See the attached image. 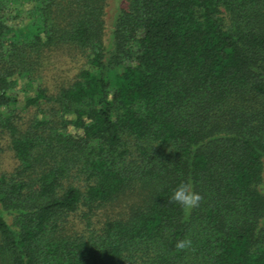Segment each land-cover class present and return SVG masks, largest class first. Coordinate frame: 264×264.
<instances>
[{"label": "trees", "instance_id": "trees-1", "mask_svg": "<svg viewBox=\"0 0 264 264\" xmlns=\"http://www.w3.org/2000/svg\"><path fill=\"white\" fill-rule=\"evenodd\" d=\"M107 8L0 0V264H264V0Z\"/></svg>", "mask_w": 264, "mask_h": 264}, {"label": "rangeland", "instance_id": "rangeland-1", "mask_svg": "<svg viewBox=\"0 0 264 264\" xmlns=\"http://www.w3.org/2000/svg\"><path fill=\"white\" fill-rule=\"evenodd\" d=\"M120 5V0H108V8H107V17H106V21H107V35L106 37L108 38L109 33H110V27L112 25V21H113V17L115 14V11L117 9V7ZM60 60H64V57H62V59ZM57 61V60H55ZM74 73V71L72 72V74ZM34 91V87H30L26 84L25 81H20L19 83V92L21 95H24L27 92L32 93ZM28 94V93H27ZM0 159H1V163H0V168L2 169H6V168H12V166H14V160L12 158V155L9 154V152L4 153L2 155H0Z\"/></svg>", "mask_w": 264, "mask_h": 264}, {"label": "clouds", "instance_id": "clouds-1", "mask_svg": "<svg viewBox=\"0 0 264 264\" xmlns=\"http://www.w3.org/2000/svg\"><path fill=\"white\" fill-rule=\"evenodd\" d=\"M170 199L178 202L182 207L191 208L198 203L201 197L199 193L192 190V186L190 184L181 182L172 192ZM177 247H184V242H179Z\"/></svg>", "mask_w": 264, "mask_h": 264}]
</instances>
